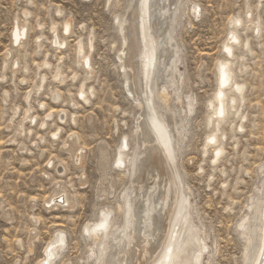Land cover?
<instances>
[{
  "label": "rangeland",
  "instance_id": "374dc122",
  "mask_svg": "<svg viewBox=\"0 0 264 264\" xmlns=\"http://www.w3.org/2000/svg\"><path fill=\"white\" fill-rule=\"evenodd\" d=\"M129 2L0 0V264H37L58 231L66 236L64 261L92 264L93 259L87 260L91 241L82 236L83 228H92L105 209L113 212L117 223L121 221L116 208L130 182L127 164L117 169L113 158L123 136L129 144L126 155L135 149L140 115L118 60L122 48L118 20ZM182 2L183 16L173 34L180 57L175 82L182 100L171 94L166 105L159 101L156 105L160 113L169 110L177 121H184L175 167L193 206V221L208 238L210 264H241L244 241L236 222L260 184L258 168L264 163V0ZM193 6L198 7V17H192ZM236 17L241 25L233 28L229 21ZM66 21L70 30L64 35ZM16 23L26 34L13 47L10 35ZM231 29L240 37L231 68L244 90L242 100L220 125L219 135L225 139L218 137L225 153L212 166L211 148L203 157V145L214 127L207 126L211 114L207 103L215 92V66L224 59L221 49ZM54 37L64 44L54 45ZM90 41L92 75L87 77V69L79 67L76 44L81 42L86 54ZM57 69L61 81L54 79ZM81 85L86 101L78 95ZM226 94L232 96L231 88ZM186 96L194 104L189 115ZM27 109L28 118L19 129ZM49 113L51 118L40 125ZM54 132L57 138L51 135ZM142 138L146 140L145 132ZM73 153L81 155L77 164ZM144 162L137 181L147 188L154 169L161 178L164 173L152 150ZM133 191L139 193L137 187ZM55 194L65 196L63 207L51 203ZM54 203L62 204L58 199ZM137 245L133 250L140 252L130 253L131 264H147L158 252L155 245L144 254L143 245Z\"/></svg>",
  "mask_w": 264,
  "mask_h": 264
},
{
  "label": "bare ground",
  "instance_id": "6f19581e",
  "mask_svg": "<svg viewBox=\"0 0 264 264\" xmlns=\"http://www.w3.org/2000/svg\"><path fill=\"white\" fill-rule=\"evenodd\" d=\"M105 2L109 5L111 0ZM182 4L186 3H181V0H130L126 13L118 20V31L122 40L118 60L126 80L127 93L139 108L140 115L134 132L137 138L135 149L131 155H126L129 144L128 138L123 136L113 158V165L117 169L121 170L127 164L125 172L129 175L130 182V188L123 193L122 202L116 208L117 213L121 215L120 223L115 221L112 211L105 209L100 210L92 228L91 225H86L82 230V236L91 241L88 245L87 260L93 259L92 264H131L130 253L140 252L139 249L133 250L138 247L139 242L141 246L143 245L144 254L151 246L158 247V252L154 256L149 254L151 259L147 264H210L209 258L212 253L207 243L208 238L203 229L193 221L191 213L193 206L181 187L182 182L177 173V166L175 167L179 148L177 137L181 136L184 121H177L172 111L160 113L156 105L157 101L166 105L171 94L176 95L177 100L182 98L178 95L180 93L176 88L177 81L175 82V76L180 75L177 66L180 57L179 47L173 36L177 19L183 16L180 15L183 12L180 13ZM191 11L192 17L199 16L197 6H193ZM229 23L235 28L241 25V20L236 17ZM69 30L70 23L66 21L62 32L67 35ZM52 31L55 32L54 29ZM254 32L257 34V27ZM25 34L26 29L23 26L14 24L10 35L12 46L19 45L20 41L25 39ZM239 41L240 37L236 30L231 29L221 49L224 59L218 61L215 66V92L212 100L207 103V109L211 111L207 126L211 127L213 124L214 127L203 145V157L207 149L211 148L212 166H216L225 153L218 137H221L220 125L225 121L227 111H234L236 101L242 100L243 96L244 86L235 80L231 68L233 50L239 45ZM63 44V41L54 37V45L61 47ZM247 46L245 43L243 49H247ZM86 50L85 54L81 42L76 44L79 67L87 69V77H91L92 71L89 69L92 41ZM43 66L46 67L47 64L44 63ZM60 76L61 73L57 69L54 79L61 81ZM129 85H134V90H129ZM229 88L233 91L231 97H227L226 94ZM78 95L82 101L87 100L84 85L80 86ZM185 98V115H189L193 112L194 104L190 97ZM28 114L29 109L24 111L19 129L23 127L22 122L27 120ZM50 118L49 113L45 120H41L40 125H44ZM60 118L63 121L64 115ZM243 120L245 119H241V123ZM237 131L241 132V127H237ZM143 132L146 133V140L142 138ZM51 135L57 138L56 132ZM150 150L161 162L164 177L161 178V173L159 174L156 169L155 172L150 169L149 171L155 175L150 180V185L145 188L139 184L137 178ZM75 154L73 153L72 159H75L74 162L77 164L81 155ZM102 157L103 163L106 164V156ZM258 170L261 174L260 184L250 196L245 213L236 222V231L244 241L241 264H264V163ZM135 187L138 194L133 191ZM55 199L61 200L62 204L54 203ZM50 201L57 208L67 203L62 194H55ZM65 245V234L61 231L56 232L44 248L42 258L37 264H55L57 259H59L57 264H69L62 257Z\"/></svg>",
  "mask_w": 264,
  "mask_h": 264
}]
</instances>
